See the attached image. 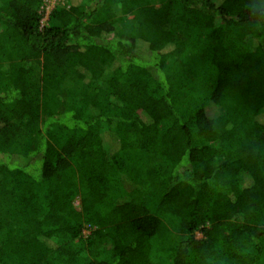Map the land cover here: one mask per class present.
I'll list each match as a JSON object with an SVG mask.
<instances>
[{
  "label": "trees",
  "instance_id": "obj_1",
  "mask_svg": "<svg viewBox=\"0 0 264 264\" xmlns=\"http://www.w3.org/2000/svg\"><path fill=\"white\" fill-rule=\"evenodd\" d=\"M44 3L0 0V264H264V0Z\"/></svg>",
  "mask_w": 264,
  "mask_h": 264
},
{
  "label": "rangeland",
  "instance_id": "obj_2",
  "mask_svg": "<svg viewBox=\"0 0 264 264\" xmlns=\"http://www.w3.org/2000/svg\"><path fill=\"white\" fill-rule=\"evenodd\" d=\"M84 0H74L75 4L78 3H82ZM64 2V0H45L44 3V7H43V12H45V17L43 22L45 23L48 19L49 14L51 13V11L58 5V4H62ZM260 120V118H259ZM76 205L79 206V201L76 203ZM85 234H89L88 231H85ZM197 237L201 238L202 235L200 233H197Z\"/></svg>",
  "mask_w": 264,
  "mask_h": 264
}]
</instances>
